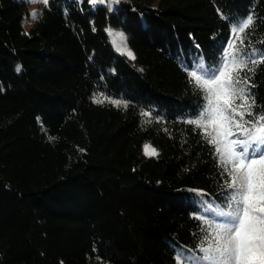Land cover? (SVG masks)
Listing matches in <instances>:
<instances>
[{
    "label": "trees",
    "instance_id": "1",
    "mask_svg": "<svg viewBox=\"0 0 264 264\" xmlns=\"http://www.w3.org/2000/svg\"><path fill=\"white\" fill-rule=\"evenodd\" d=\"M111 7L50 0L26 31L28 0H0V264H173L170 245L195 248L202 225L186 189L222 203L213 146L186 122L204 98L177 55L216 61L232 18L249 13L243 47L264 50V0ZM108 28L129 34L135 60ZM244 76L264 114V63ZM101 93L128 108L93 103ZM145 142L159 155L146 156Z\"/></svg>",
    "mask_w": 264,
    "mask_h": 264
},
{
    "label": "snow or ice",
    "instance_id": "2",
    "mask_svg": "<svg viewBox=\"0 0 264 264\" xmlns=\"http://www.w3.org/2000/svg\"><path fill=\"white\" fill-rule=\"evenodd\" d=\"M39 2L45 8L50 7V0ZM123 2L89 0L91 6L106 5L108 11H116L111 5ZM41 12L34 9L27 18L37 21ZM217 12L221 19H228L219 9ZM253 23L251 13L232 18L229 39L220 43V56L212 63L206 62L202 55L188 62L180 53L177 55L178 66L188 76L193 91L204 98L196 118L186 122L203 130V139L213 146L211 151L216 154L219 175L226 178L218 185L222 203L209 202L211 197L204 189H186L192 193V202L201 210L200 215H192L202 221V225H198V232L194 234L195 248L170 245L173 264H264V114H254L252 89L255 86L247 76L241 78L242 71L253 73L255 66L264 63V50L243 47L241 34ZM105 31L121 55L136 59L122 33L114 34L110 28ZM22 34L29 35L26 31ZM117 36L120 43L116 41ZM237 41L240 47L236 46ZM195 47L199 49L198 44ZM15 71L19 74L22 65H16ZM2 90L3 85H0ZM106 100L117 108L129 106L128 101L105 97L103 93L92 97L93 103L103 104ZM260 111L264 112V107ZM48 139L54 138L49 136ZM144 154L149 157L159 155L149 144L144 145Z\"/></svg>",
    "mask_w": 264,
    "mask_h": 264
},
{
    "label": "rangeland",
    "instance_id": "3",
    "mask_svg": "<svg viewBox=\"0 0 264 264\" xmlns=\"http://www.w3.org/2000/svg\"><path fill=\"white\" fill-rule=\"evenodd\" d=\"M29 2V8H28V13L26 14L25 16V19H24V25H25V29L26 31H29L30 28L33 26L34 22L35 21H32L30 18H27L28 17V14L32 11V10H42V8L44 7V5L42 3L39 2V0H37L36 3H31L30 0H28ZM27 18V19H26ZM113 30V33H122L124 37H126V42H127V47L131 50V48L129 47L128 45V38H129V34L122 31V30H118V29H112ZM111 41H112V37H111ZM116 41L117 43H120V39L119 37L117 36L116 37ZM116 49V48H115ZM132 51V50H131ZM119 52V51H118ZM145 144H149L151 145L149 142H145ZM144 145H143V152H144ZM152 146V145H151ZM153 147V146H152ZM154 148V147H153Z\"/></svg>",
    "mask_w": 264,
    "mask_h": 264
}]
</instances>
